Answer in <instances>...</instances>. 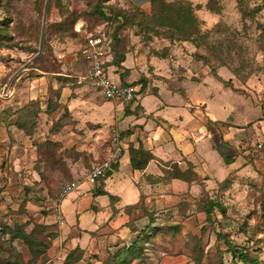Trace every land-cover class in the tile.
I'll return each instance as SVG.
<instances>
[{
	"label": "rangeland",
	"instance_id": "obj_1",
	"mask_svg": "<svg viewBox=\"0 0 264 264\" xmlns=\"http://www.w3.org/2000/svg\"><path fill=\"white\" fill-rule=\"evenodd\" d=\"M46 2L0 0V264H264V0H50L42 61L21 71L38 55ZM164 5L179 25L154 27ZM100 32L116 75L141 90L133 108L103 98L106 118L83 108L99 94L79 83L81 47ZM66 83L90 130L66 117ZM172 115L176 128L203 124L201 184L175 196L154 177L142 191L121 160L104 186L123 204L98 196L87 175L110 156L113 132L140 140L143 118ZM69 180L81 186L61 199Z\"/></svg>",
	"mask_w": 264,
	"mask_h": 264
},
{
	"label": "crops",
	"instance_id": "obj_2",
	"mask_svg": "<svg viewBox=\"0 0 264 264\" xmlns=\"http://www.w3.org/2000/svg\"><path fill=\"white\" fill-rule=\"evenodd\" d=\"M129 2H131L133 5L136 6H141L144 5L146 3H150L152 2V0H129ZM109 72L111 74V76L115 79V80H119V82L122 84L121 82V78L120 76L116 75L115 70L110 67ZM97 91V90H96ZM71 89L69 87V83H66L65 86L63 87V93H62V98H60L61 103L65 104L66 107V112L65 115L68 119H71L72 121L74 120L73 124H77L76 128H81V129H89L90 127L89 123H85V124H81L79 122H77L76 120V116L74 114V112L71 110V108L73 107V105L77 104L78 102H80V97H77L73 100L70 101V97H71ZM97 93L99 94V96H93V97H86V99H84V104L83 108L85 109H90L92 106L93 107H97V109L99 110L100 113V118L105 117L106 118V109H108L107 107L104 106V101L103 97L101 95L100 92L97 91ZM101 100H100V99ZM141 99H139L140 101ZM92 101V102H91ZM100 101V102H97ZM136 102L137 103H139ZM91 103L93 104L91 106ZM134 106V105H133ZM132 106V108H133ZM138 106V104H137ZM95 107V108H96ZM124 109V108H123ZM77 112V111H75ZM78 113V112H77ZM83 114V112H82ZM84 115V114H83ZM125 119V118H124ZM168 119V120H166ZM177 120L180 119L176 118ZM174 120V115L168 117V118H143L142 119V125H143V134L141 135L140 140H138L137 138H134V134L130 137L129 140H126L125 143V153L124 156L122 158L121 164L119 165L120 170H126L127 173H130L133 177H135L138 180V184H140V187H142V191L143 188L145 189V187H143L144 182L146 184H150L148 181L151 180V178H156L157 180L160 177H163L166 174V170L171 169L173 166H178V167H186L187 165H192L193 168L195 169V172L201 177V172L199 171V166L200 164H202V162L205 164V167L207 168V161L203 160L202 157H200V154L197 152V144L194 140V135H196L198 138H203L204 140H206V137L201 133V123H199V128L196 127L195 124H192L191 126H183V127H173L172 125V121ZM162 121V122H161ZM124 122V120H123ZM197 122V120H196ZM126 123V122H125ZM163 123V124H161ZM165 124H169V127H164ZM203 126V124L201 125ZM69 126L65 125L62 127L61 129V134H65V133H69ZM129 128L127 127L126 130H128ZM209 131V128H208ZM236 133L230 132L227 133L224 141L227 144H230L232 146H235L237 148V150H240V144L242 143V140H239L238 142L236 141L235 143L233 142V140L235 139ZM136 137V136H135ZM212 138L213 136L210 135L208 133V138ZM141 141H142V146L150 151L153 154V159L152 161L149 163L147 169L144 172H134V170L131 167L130 164V152L129 149L130 148H139V146L141 145ZM181 143L182 146H180L181 148L177 147V144ZM136 144V145H135ZM110 152V151H109ZM109 152L107 153L106 157L108 156ZM106 159V158H105ZM104 159V160H105ZM103 160V161H104ZM98 162V161H97ZM96 162V163H97ZM95 163H93L92 166H94ZM131 176V178H132ZM202 178V177H201ZM208 181V174L204 175V178ZM152 181V180H151ZM148 182V183H147ZM107 183V189H108V181H106ZM178 183H181V188H179L177 186ZM162 188L165 189H169L171 194H174L175 196L180 195V194H185L187 192L190 191V189H192L193 187H196L198 185L194 184V185H189L187 182L184 181H180V180H172V181H163L160 184ZM174 187H176L177 192L174 190ZM105 189L107 192H109L111 195L115 196L118 198V201L122 203L123 196H121L120 194L118 195H114L112 194L109 190ZM144 193V192H143ZM142 193L140 192V196L139 199L141 198ZM117 201V202H118ZM111 204V203H110ZM137 204V203H135ZM135 204L132 205H128V206H122L123 208L118 209V210H122L125 209L126 207L129 206H133ZM112 205V204H111ZM110 205V206H111ZM111 207L115 208V204L112 205Z\"/></svg>",
	"mask_w": 264,
	"mask_h": 264
},
{
	"label": "built area",
	"instance_id": "obj_3",
	"mask_svg": "<svg viewBox=\"0 0 264 264\" xmlns=\"http://www.w3.org/2000/svg\"><path fill=\"white\" fill-rule=\"evenodd\" d=\"M108 48L109 43L103 35L95 36L91 34L87 37L80 52L90 63V68L85 72L84 76L79 77V83L88 84L100 92L102 97L108 102H114L124 108L133 106L140 99V89L133 84L123 86L111 76L109 68H105V63L108 60ZM111 144L112 151L110 156L106 160L97 162L92 166V170L87 175L88 182L97 183L99 180L108 179V175L113 171L114 166L122 160L125 153V144L118 131L113 132ZM257 147L258 149H263L264 144L260 143ZM80 186L81 182L78 180L62 183L59 191L60 198L64 199Z\"/></svg>",
	"mask_w": 264,
	"mask_h": 264
},
{
	"label": "trees",
	"instance_id": "obj_4",
	"mask_svg": "<svg viewBox=\"0 0 264 264\" xmlns=\"http://www.w3.org/2000/svg\"><path fill=\"white\" fill-rule=\"evenodd\" d=\"M103 2H102V4L104 3V2H108L109 0H102ZM155 1H159V0H152V2H155ZM170 5V4H169ZM169 5H164V6H162L161 7V13L159 14V15H157V16H155V15H153L154 16V18L152 19L153 20V25H154V27H157L158 25H155L156 23H160V24H162V25H159V26H161V27H166L167 26V24L169 23L171 26H176V25H179V23H180V21L182 22V20H181V17H178L177 19H171V18H169V15H164V14H162V13H170V12H173V10L171 11V9H172V7L171 6H169ZM2 8V7H1ZM50 9V8H49ZM182 9V8H181ZM180 9V10H181ZM13 11V12H12ZM5 12V14H6V16L8 17V15L9 16H11V17H13L14 16V8H13V6H8L7 7V9L4 11ZM49 12H50V10L48 11V14H49ZM15 13H16V15L20 18V14H19V12L18 11H15ZM100 13H101V15L103 16V18H104V20L105 21H108V20H110V18L109 17H111L110 16V14L109 13H107V12H105V10H104V8L102 9V11H100ZM158 13V12H157ZM117 16H122V14H119V15H117ZM8 19V18H7ZM18 22V21H17ZM18 23H22V22H18ZM18 23H16L17 25H18ZM142 25V24H141ZM2 37H7L8 35L5 33V31L4 30H2ZM95 36H102V33L100 32V33H95L94 34ZM185 40H188L189 39V36H186L185 38H184ZM0 42H2V41H0ZM45 45H46V39H45ZM111 44H109V48H108V52H107V58L108 57H111ZM39 53V52H38ZM80 57L82 58V61L84 62V64H85V66H86V69H85V72L90 68V63L82 56V54H81V52H80ZM42 61V57H39L34 63H33V66L35 65V63L37 64V63H40ZM112 62H111V60H107V62L105 63V68L106 69H108V68H110L111 66H112ZM113 65H116V64H113ZM122 85L123 86H126V85H129V84H123L122 83ZM133 85H136V84H133ZM140 92H141V90H140ZM126 108H132V106H128V107H126ZM129 152H130V164H131V167H132V169L134 170V172H144L146 169H147V167H148V165H149V163L152 161V159H153V154L150 152V151H148V150H146L143 146H139V148H130L129 149ZM98 162H102V161H98ZM96 163V162H95ZM116 166H118V164H116ZM115 166V167H116ZM92 170V166L90 167V169H89V171H88V173L90 172ZM112 172V171H111ZM111 172L109 173V175H108V178H109V176L111 175ZM166 172V174L163 176V177H160L159 179H158V182L157 183H159V184H161L163 181H172V180H175V179H177V180H180V181H184V182H187L189 185H194V184H196V185H198V184H201V182H200V176L195 172V169L193 168V166L192 165H187L185 168L184 167H178L177 165L176 166H173L171 169H169V170H166L165 171ZM190 173V174H189ZM187 174H189L188 176H190V177H193V178H188V177H186V175ZM107 180V179H106ZM106 180H99L98 182L99 183H101V186H102V188H103V191L102 192H100L99 194H98V196H109V198L111 199V202H112V200L115 202V201H118V198L117 197H115V196H113V195H111L109 192H107L106 190H105V183H106ZM70 181H73V180H69L68 182H70ZM97 182V183H98ZM204 183V182H203ZM199 186V185H198ZM143 197H145V196H143V194H142V196H141V198H140V200H142V198ZM139 203H140V201L137 203V204H135V205H133V206H129V207H126V208H134V207H137L138 205H139ZM125 208V209H126ZM146 219L147 220H150L149 219V215L147 214V213H145V219H144V222H146ZM149 223H152L151 222V220L149 221ZM137 232V231H136ZM138 233V232H137ZM145 233H147V232H145ZM244 262V261H243ZM246 263H248V261L246 260L245 261ZM256 262H254V264H255Z\"/></svg>",
	"mask_w": 264,
	"mask_h": 264
},
{
	"label": "water",
	"instance_id": "obj_5",
	"mask_svg": "<svg viewBox=\"0 0 264 264\" xmlns=\"http://www.w3.org/2000/svg\"><path fill=\"white\" fill-rule=\"evenodd\" d=\"M49 4H50V0H47L46 5H45V9H44L43 29H42L39 53L28 64H26V66L24 68H22L21 71H24L25 69H27L30 65H32L43 54V47H44V41H45V32H46V26H47V20H48Z\"/></svg>",
	"mask_w": 264,
	"mask_h": 264
}]
</instances>
